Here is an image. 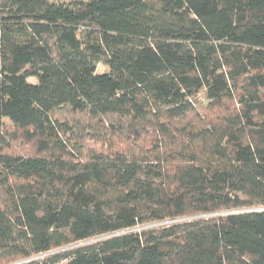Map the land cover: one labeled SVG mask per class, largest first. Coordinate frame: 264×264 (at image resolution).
I'll use <instances>...</instances> for the list:
<instances>
[{
	"label": "trees",
	"instance_id": "trees-1",
	"mask_svg": "<svg viewBox=\"0 0 264 264\" xmlns=\"http://www.w3.org/2000/svg\"><path fill=\"white\" fill-rule=\"evenodd\" d=\"M0 264H264V0H0Z\"/></svg>",
	"mask_w": 264,
	"mask_h": 264
},
{
	"label": "rangeland",
	"instance_id": "rangeland-1",
	"mask_svg": "<svg viewBox=\"0 0 264 264\" xmlns=\"http://www.w3.org/2000/svg\"><path fill=\"white\" fill-rule=\"evenodd\" d=\"M107 70H108V68L107 67H104V66H98L97 67V72L98 73H101V72H104V71H107ZM28 82H30V83H36V80L33 79V78H29L28 79Z\"/></svg>",
	"mask_w": 264,
	"mask_h": 264
}]
</instances>
